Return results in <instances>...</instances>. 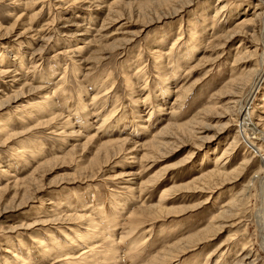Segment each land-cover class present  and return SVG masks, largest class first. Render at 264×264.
Listing matches in <instances>:
<instances>
[{
  "label": "rangeland",
  "instance_id": "1",
  "mask_svg": "<svg viewBox=\"0 0 264 264\" xmlns=\"http://www.w3.org/2000/svg\"><path fill=\"white\" fill-rule=\"evenodd\" d=\"M263 2L0 0V264L13 245L65 264L37 240L82 243L88 225L68 218L83 214L122 238L113 264H264ZM60 82L56 115L30 117ZM22 141L40 151L16 156ZM230 145L227 174L202 178ZM97 239L58 251L104 250Z\"/></svg>",
  "mask_w": 264,
  "mask_h": 264
},
{
  "label": "bare ground",
  "instance_id": "2",
  "mask_svg": "<svg viewBox=\"0 0 264 264\" xmlns=\"http://www.w3.org/2000/svg\"><path fill=\"white\" fill-rule=\"evenodd\" d=\"M264 3V2H263ZM114 6V5H113ZM216 17V16H215ZM7 30V29H6ZM264 30V29H263ZM263 34V33H262ZM192 48H191V50L190 51H188V53L186 52L185 53V55H187V56H190V54H192V53H194V51H195V47H193V46H191ZM153 53L155 52L156 54H159L160 56L159 57H157L156 58V60H159V61H161L162 60V58H163V55H162V52H157V51H152ZM22 57V56H21ZM264 58V57H263ZM1 59V58H0ZM22 59H23V57H22ZM263 61H264V59H263ZM263 63V62H262ZM23 64H24V62L22 61L19 65H20V68H18L19 70H21V67H23ZM0 72L2 73V74H7V73H10L12 70L10 69V68H4L3 66H2V61H0ZM262 65V64H261ZM76 68L77 67H75L74 69H73V71L75 72L76 71ZM23 70V69H22ZM144 70V67H142V66H140V68H139V70H138V72L136 73V74H139V73H141L142 71ZM262 70V69H261ZM263 70H264V67H263ZM258 71V70H257ZM31 73V72H30ZM260 73V72H259ZM256 74V73H255ZM66 75V74H65ZM257 75H259V74H257ZM257 77V76H256ZM66 78V77H65ZM132 81L133 80H131V78H128L127 79V82L128 83H131V85H132ZM250 81V80H249ZM16 82V81H15ZM61 83V82H60ZM246 84V83H245ZM248 84H249V82H248ZM253 84V83H252ZM251 84V85H252ZM21 86V85H20ZM65 87H66V84H64V83H61V84H58L57 86H56V88H55V90L53 91V92H49L48 93V91H45V93H43V96H41V99H40V101H36V102H33V103H31L28 107H26V108H28V110H30L29 111V116L31 117L32 115H34L35 113H34V110L35 111H38L39 112V115H41L42 114V117H44L45 115H46V113H49V114H52V113H55V106H56V104H55V102H57L53 97L55 96V93H58L60 90H62V93H63V90H65ZM242 89V88H241ZM167 90H169L168 89V85L165 83V86H163V87H161L160 88V92L162 93V94H165V93H167ZM180 91H182V90H180ZM185 91V94H187L189 91H190V89L189 88H187V89H185L184 90ZM181 93V92H180ZM162 94L160 95V96H162ZM59 97V96H58ZM150 97L151 96H149V98L147 97V99H144L143 101L144 102H147L148 100H151L150 99ZM157 97H158V95H157ZM60 99V98H59ZM177 102V104H182V102L184 101V97H183V95H181L180 97H178V99L176 100ZM151 102V101H150ZM4 103V102H3ZM3 103H0V106L3 104ZM8 103V102H7ZM175 103V104H176ZM233 103V102H232ZM5 104V103H4ZM238 104V103H237ZM53 107H54V109H53ZM88 106H83V110H85L84 111V113H81V114H89L88 113V108H87ZM25 108V109H26ZM34 109V110H33ZM244 110V108L243 107H241V110L239 111V116L241 115L242 117H245V125H246V127L247 126H250V120H248L247 118H246V114L248 113L247 111H243ZM245 112H247V113H245ZM113 113L114 112H110L109 113V115L107 116V118L104 120V122H103V127H106V128H108V127H110L111 126V124H110V120H109V116H111V115H113ZM81 114H77V113H75V116H76V118L78 119V120H80V117H83ZM86 114V115H87ZM55 115H56V113H55ZM238 116V115H237ZM240 116V117H241ZM66 117V121L64 122V123H62L63 125H64V127H66V125H67V127H71V125H73V123H72V121L70 120V117L69 116H65ZM113 117H116V116H113ZM113 117H112V119H113ZM239 117V118H240ZM248 117V116H247ZM54 118H56V116H54ZM58 119V118H57ZM77 120V121H78ZM252 121V120H251ZM47 122H49V121H47ZM243 122V121H242ZM61 124V125H62ZM107 125V126H106ZM191 125V124H190ZM254 126V125H253ZM102 127V126H101ZM256 127V126H255ZM249 128V127H248ZM7 127L5 128L3 125H2V127H1V129H0V134L2 133V132H6L7 131ZM187 129H189V130H191V127H188ZM194 129V128H193ZM243 129H246V128H244L243 127ZM253 130V129H252ZM193 132V131H192ZM255 132L258 134L260 131H257V129L255 128ZM9 133V132H8ZM261 133V132H260ZM5 135V134H4ZM13 135V134H12ZM262 137V136H261ZM127 140H125V141H122L123 143H125ZM118 142V141H117ZM237 142V141H236ZM235 142V143H236ZM32 143V142H31ZM234 143V142H233ZM234 143V144H235ZM40 144V143H39ZM233 144V145H234ZM28 145H30L29 143H26L25 141H22V143H21V145H19L20 147H18L17 149H15V155L16 156H18V155H23V154H25V151L26 152H28L29 151V149H27V148H31L32 149V151H31V153L33 152H35V153H37V151H40V149H39V145L38 144H35L34 146H28ZM233 145H232V148H231V145H230V147H229V149H228V151L227 152H225L221 157H219L217 160H216V162H215V169L212 171V172H210V173H207V174H205V175H202V178L204 177V176H206V175H223V174H227V167H228V164H229V156L231 155V153H232V149H233ZM237 146V145H236ZM235 146V147H236ZM235 147H234V149H235ZM190 156V155H189ZM188 159V158H187ZM191 159V158H190ZM243 162V161H242ZM105 165V164H104ZM3 171H7V170H5L4 168L2 169L1 168V172H3ZM231 172V171H230ZM8 173V172H7ZM229 175H230V173H228ZM229 175H228V177H229ZM5 176V175H4ZM211 177V176H210ZM211 178H213V177H211ZM201 179V178H200ZM202 180V179H201ZM205 180V179H204ZM38 181V180H37ZM26 183V182H25ZM199 183V182H198ZM10 185V184H9ZM177 188V187H176ZM263 190H264V188H263V185L261 186V192H262V194H264L263 193ZM167 191V190H166ZM34 192V191H33ZM165 194L166 193H163V196H165ZM21 195V194H20ZM162 199H163V197H162ZM42 200V199H41ZM44 202V201H43ZM42 202V203H43ZM55 202H52L51 204H54ZM121 204L122 203H117L115 206H114V209L117 207V206H121ZM264 206V205H263ZM56 213V212H55ZM106 213V212H105ZM229 213V212H228ZM264 214V213H263ZM52 215V214H51ZM106 215V214H105ZM53 216V215H52ZM66 217V216H65ZM64 217V218H65ZM106 218L107 217H109V215H106L105 216ZM60 218H62L61 216H59V217H56V218H54V220L56 221H59V219ZM63 218V220L65 221V219ZM67 218V217H66ZM68 219H70V221H75L74 223H76V224H84V223H86L88 226V229H87V231H88V234L85 236V237H80L79 236V241L80 242H82V243H80V244H85V245H87V246H89L88 244L89 243H91L92 241L91 240H93V239H95V238H98V239H102V240H104V241H106L105 242V244H108V246H106L105 247V249L104 250H102V248L104 247V245L103 244H101L100 246H98V247H96V248H94V247H85L84 249H82V251H84V252H79L76 256L75 255H70L71 257H67V255H64L63 254V252L64 251H58V249H59V247L61 246V247H64V248H74L75 246L77 247H79V245L80 244H78V245H75V242H73L74 241V238L69 234V235H66V237H67V241H69L70 242V245L69 246H62V245H59L58 244V242H56V236L54 235V236H50V238H51V241H52V248H50V249H48V245L43 241V240H37V241H39V243H40V245H42L44 248H45V250L44 251H46V252H50V250L51 249H54L56 252H58V253H60V255H63L64 256V258H65V260H63L64 262H65V264H113L114 263V261L117 259L116 258V253H117V251H116V247L115 248H113V249H109V247L110 246H113V244L114 245H120L123 241H122V238L119 240L120 242H118V241H116V240H112V239H110L109 238V236H108V232L107 233H105V232H103V234H101L102 232H101V227H100V224H99V222L97 223L96 222V220H95V218H93V217H91L90 215H88V214H83V216H81V215H75V216H71L70 215V217L68 218ZM135 219V218H134ZM134 219H133V221H134ZM62 220V219H61ZM139 219H137L136 221H138ZM262 222H263V224H262V226H261V228H262V231H263V234H264V215H262ZM56 221V222H57ZM133 221L131 222V224L133 223ZM140 221V220H139ZM52 223V222H51ZM127 224V223H126ZM260 226V225H259ZM112 227L113 226H111V227H109V228H111L112 229ZM74 232V231H73ZM101 232V233H100ZM75 233V235H77V231H75L74 232ZM98 236H100V237H98ZM78 237V236H77ZM206 238H208V237H200V239H199V241L201 240H204V239H206ZM98 239L97 240H94L95 242L96 241H98ZM198 240L196 241V242H199ZM200 241V242H201ZM34 242H36V241H34ZM79 243V242H78ZM139 244V243H138ZM195 244V243H194ZM13 244H11V246H12ZM196 245V244H195ZM15 248L13 249V247L11 248V247H8V248H6L5 249V252L6 253H8V252H12V255L15 257V259H13V261H14V263L15 264H30V259H31V257H30V255L28 254V255H23V254H19L18 255V248H16V246L15 245H13ZM136 246H138L137 244H136ZM86 248H89V250H85ZM62 253V254H61ZM9 256V255H8ZM99 258H102L101 259V261H98V259ZM169 260V259H168ZM155 262V261H154ZM166 262V261H165ZM238 262V261H237ZM158 262H155V264H157ZM7 264H12V263H8V260H7ZM153 264V263H152ZM162 264V263H161ZM164 264V263H163Z\"/></svg>",
  "mask_w": 264,
  "mask_h": 264
}]
</instances>
